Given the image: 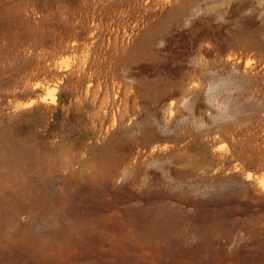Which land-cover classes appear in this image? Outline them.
<instances>
[{"label":"rangeland","instance_id":"obj_1","mask_svg":"<svg viewBox=\"0 0 264 264\" xmlns=\"http://www.w3.org/2000/svg\"><path fill=\"white\" fill-rule=\"evenodd\" d=\"M262 180L264 0H0V264H264Z\"/></svg>","mask_w":264,"mask_h":264},{"label":"bare ground","instance_id":"obj_2","mask_svg":"<svg viewBox=\"0 0 264 264\" xmlns=\"http://www.w3.org/2000/svg\"><path fill=\"white\" fill-rule=\"evenodd\" d=\"M68 61V60H67ZM69 62V61H68ZM63 65V64H62ZM249 66V65H248ZM61 68V67H60ZM66 69V68H65ZM47 90L50 92V98H49V101L47 102V103H49V104H53L54 102H56L55 101V97H54V94H53V90L54 89H50V86H48V88H47ZM56 99H58V97L56 98ZM46 100V99H45ZM173 105V104H172ZM251 174H248V179H250L251 178ZM260 183V182H259ZM261 184H262V189H264V180H262L261 181Z\"/></svg>","mask_w":264,"mask_h":264}]
</instances>
